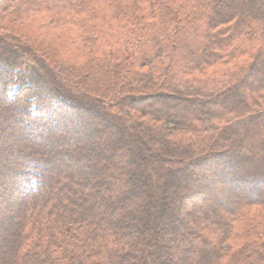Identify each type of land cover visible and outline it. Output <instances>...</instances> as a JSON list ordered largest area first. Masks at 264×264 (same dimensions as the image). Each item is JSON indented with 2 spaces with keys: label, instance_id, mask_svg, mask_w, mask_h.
Masks as SVG:
<instances>
[{
  "label": "trees",
  "instance_id": "trees-1",
  "mask_svg": "<svg viewBox=\"0 0 264 264\" xmlns=\"http://www.w3.org/2000/svg\"><path fill=\"white\" fill-rule=\"evenodd\" d=\"M0 264H264V0H0Z\"/></svg>",
  "mask_w": 264,
  "mask_h": 264
},
{
  "label": "rangeland",
  "instance_id": "rangeland-1",
  "mask_svg": "<svg viewBox=\"0 0 264 264\" xmlns=\"http://www.w3.org/2000/svg\"><path fill=\"white\" fill-rule=\"evenodd\" d=\"M191 211V210H190ZM247 228V227H246ZM237 234V237H236V239H233V242H235V243H239L240 242V240L242 239V237H244L245 236V234H246V229H244V228H241V226L238 228V232L236 233Z\"/></svg>",
  "mask_w": 264,
  "mask_h": 264
}]
</instances>
